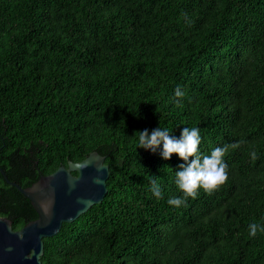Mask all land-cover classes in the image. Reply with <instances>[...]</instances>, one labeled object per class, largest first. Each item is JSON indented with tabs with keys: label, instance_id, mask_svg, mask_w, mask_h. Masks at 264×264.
I'll return each instance as SVG.
<instances>
[{
	"label": "trees",
	"instance_id": "trees-1",
	"mask_svg": "<svg viewBox=\"0 0 264 264\" xmlns=\"http://www.w3.org/2000/svg\"><path fill=\"white\" fill-rule=\"evenodd\" d=\"M158 125L227 145L228 179L169 204L183 158L137 146ZM92 150L107 191L43 264H264V0H0V167L26 187ZM2 204L32 208L0 171Z\"/></svg>",
	"mask_w": 264,
	"mask_h": 264
},
{
	"label": "water",
	"instance_id": "water-1",
	"mask_svg": "<svg viewBox=\"0 0 264 264\" xmlns=\"http://www.w3.org/2000/svg\"><path fill=\"white\" fill-rule=\"evenodd\" d=\"M104 161V155L92 150L82 160L59 165L26 187L11 181L0 167L5 180L29 199L38 215L19 229L0 217V264H43V239L102 201L109 176V165Z\"/></svg>",
	"mask_w": 264,
	"mask_h": 264
},
{
	"label": "clouds",
	"instance_id": "clouds-1",
	"mask_svg": "<svg viewBox=\"0 0 264 264\" xmlns=\"http://www.w3.org/2000/svg\"><path fill=\"white\" fill-rule=\"evenodd\" d=\"M176 97L185 96V92L177 87ZM177 103H182L177 100ZM202 136L199 127L185 126L180 135L172 134L167 127L156 126L152 129L139 130L138 145L152 152H160L164 158H171L177 153L183 158L180 167L176 171V184L182 190L183 195H174L168 198V203L176 207L186 203V198H195L202 187L206 191H212L228 179V163L224 159L227 145L214 147L210 154L203 153L199 145ZM253 158L256 152H252ZM151 190L157 198L163 196V190L157 178H152ZM258 231H264V223L253 221L249 224V234L255 236Z\"/></svg>",
	"mask_w": 264,
	"mask_h": 264
},
{
	"label": "flooded vegetation",
	"instance_id": "flooded-vegetation-1",
	"mask_svg": "<svg viewBox=\"0 0 264 264\" xmlns=\"http://www.w3.org/2000/svg\"><path fill=\"white\" fill-rule=\"evenodd\" d=\"M17 214L25 215V216L35 215L33 219L37 218V216H38L37 212L34 210L33 207L31 209H29L26 205L23 208H20L18 205L17 206L16 205H9L8 206L7 204H2L0 207V217H5L11 221V219L14 216H16ZM11 225H12V223H11Z\"/></svg>",
	"mask_w": 264,
	"mask_h": 264
}]
</instances>
